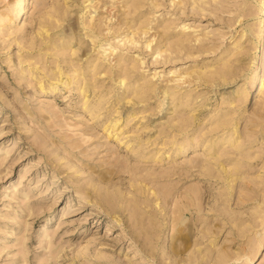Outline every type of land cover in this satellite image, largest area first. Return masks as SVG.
Masks as SVG:
<instances>
[{
	"label": "rangeland",
	"instance_id": "rangeland-1",
	"mask_svg": "<svg viewBox=\"0 0 264 264\" xmlns=\"http://www.w3.org/2000/svg\"><path fill=\"white\" fill-rule=\"evenodd\" d=\"M18 1L0 0V14L15 9ZM25 1L23 17L12 24L0 23V264H192L186 261L190 251L178 258L170 253L173 201L155 207V239L147 244L141 229L130 225L122 205L115 201L111 215L107 203L99 205L96 192L90 190L89 196L87 182H98L97 172L109 169L114 170L113 186L127 194L138 177L154 188L169 189L174 198L202 187L206 219L226 222L215 239H202L203 224H197L193 241L199 240L203 250L214 239V251L226 248L231 253H250L261 246L252 261L243 257L234 264H264V95L249 92L250 77L264 72V62L259 61L264 0L261 4V0H99L104 7L94 15L102 19V37H108L104 41L108 44L101 50L89 45L88 61L71 55L80 47L76 40L73 49L60 51L66 75H76V68L88 63L100 64L104 71L93 80L101 89L98 95L89 93L90 110L84 109L86 98L78 78L56 86L53 93L39 89L66 81V76L52 80L56 58L38 37L44 18L59 0ZM126 1L130 7L138 3L137 13L122 15L129 10L121 8ZM80 3L83 0H76L70 9L73 21ZM122 19H130L135 27H120ZM140 23L149 33L140 30L132 37ZM67 25L64 22L63 28ZM252 26L257 36L250 41L242 30ZM159 33L163 36L155 37ZM130 37L134 42L129 43ZM34 41L37 45H32ZM178 42L187 51L165 52ZM117 56L124 58V67L136 65L130 82L140 84L137 90L149 87L135 109L127 104L136 99L134 92L123 96V89L104 75L109 70L116 77L120 73ZM214 70L234 74L219 83L195 78ZM85 72L92 75L89 69ZM183 72L192 76L181 78ZM177 104L185 105L175 108ZM113 117L122 118L121 127L109 136L103 123ZM183 118L189 125L182 127ZM219 120L229 122V127L220 126ZM233 128L238 133L228 142ZM193 139L202 142L178 153L181 144ZM218 160L228 170L239 168L242 181L233 196L226 194L225 180L205 175L204 168ZM220 196L224 204L220 201L217 207ZM224 207L228 215H221ZM234 219L243 225V233ZM204 256L199 264H214V257L209 261Z\"/></svg>",
	"mask_w": 264,
	"mask_h": 264
},
{
	"label": "bare ground",
	"instance_id": "bare-ground-1",
	"mask_svg": "<svg viewBox=\"0 0 264 264\" xmlns=\"http://www.w3.org/2000/svg\"><path fill=\"white\" fill-rule=\"evenodd\" d=\"M263 0L260 1V4ZM25 0H19L16 4V8L13 7L6 10L2 14H0V23L1 24H7V23H14L16 20H18L20 17H23L25 15ZM41 2V0H39ZM43 2V1H42ZM64 2L63 5L61 3ZM76 0H59L58 6L53 7V10L51 12L47 13V19L44 18V24L41 26L40 31L38 33V37L40 38L41 44H48V49L51 51V54L56 58V65L52 68L53 76L52 80L59 82L61 81L62 77L66 76V81L62 83H51L49 86H39V89L43 91L44 93H53L58 85H69L73 82V79L78 78V83L81 84L80 92L81 94L86 98V106H84V109L90 110V106L88 105L89 101V93H94L95 95H98L100 93L99 89H101L100 86H97V84L94 83L93 80L97 78V76H100L104 73V71H101L100 64L94 65L93 63H88L86 67L82 68H76V75L69 76L66 75V72H64L63 68L60 66L61 62V50H64L66 48L73 49L71 46L72 41L76 40L78 45H80L79 48L72 51L71 55L74 56L78 54L79 60H82L86 57V61H88L91 57V50L89 49V45H92L94 49H103L104 43L107 42L109 39L108 37L103 35L102 30V19L98 18L99 16H95L97 10L102 9L104 6L99 4V0H83V3L78 4L80 5V9L77 11L76 20L73 21V19L70 18V9L75 5ZM89 2V3H88ZM88 3V4H87ZM128 1L124 3V5L121 7L123 9L129 8L128 12H123L122 15H130L133 13H137L138 10V3L133 2L132 7L128 5ZM40 4V3H39ZM87 4V5H86ZM60 5V6H59ZM113 5V4H112ZM259 5V4H258ZM250 6V7H249ZM250 13L249 15H253V9L255 8V5L251 3L249 5ZM119 8V9H121ZM198 9V7H193V10ZM89 14V16H87ZM249 15H245V17H251ZM68 21V25L63 28L64 22ZM107 26L108 23L105 22ZM120 27H128L129 30L133 29L135 26L130 25L131 20H124L122 19L120 21ZM145 23H140L138 29L131 32L132 37L139 35V31H142V34L147 35L149 32L145 31ZM129 25V26H128ZM264 26V25H263ZM62 28L60 31L58 29ZM70 31L71 33L67 32ZM116 31V30H115ZM264 32V29L261 30L260 38L262 37ZM242 36L246 35L248 40H253L255 36H257V29L252 27H247L246 29L242 30ZM130 35V34H129ZM162 34L159 33L156 34L155 37H160ZM166 35V34H165ZM163 36V35H162ZM130 37L129 43L134 42V39ZM259 37V35H258ZM155 40V39H154ZM153 40V41H154ZM152 41V42H153ZM37 41H34L32 45H37ZM59 43V45H57ZM69 45V46H68ZM234 48L238 47V45L233 44ZM242 47V46H240ZM113 46H110L109 49H112ZM104 49V53L109 50ZM171 51V53H174L176 55L181 54L183 51H187V46L183 42H178L177 44H171L169 48L166 49L165 52ZM163 52H158V54H162ZM172 58V57H171ZM78 60V61H79ZM124 58L121 56L116 57V65L120 69V73L117 72V77L113 75L114 71H107L104 75H107V77L114 80L115 84L120 88L123 89L122 95H126L128 91L134 92L136 95V99L133 98L130 101L128 100L127 104L132 103V107L135 109L138 103H141L143 101L142 94L146 93L149 90V87L145 85V88L142 91L137 90L140 86V84L134 85V83L130 82V78L133 76L131 75L132 71L134 69H137L136 65H133L132 68L128 65L127 67H124ZM261 63L264 62V46L261 52V59H259ZM257 66L259 63H255ZM88 67V68H87ZM89 69V71L92 73V75H86L85 70ZM29 71H33L34 68L30 66L28 68ZM77 72H80L77 74ZM234 74V71H221V70H214L210 72H204V73H197V76L195 77L196 80H199L201 83H213V82H223L226 81L229 76ZM191 74H186L185 72L181 73L180 77H190ZM252 82L249 86V92H259L260 95H264V72L263 75L256 74L254 77H250ZM136 89H134L133 88ZM165 95L167 92H163ZM170 96V95H169ZM127 98V97H126ZM125 98V99H126ZM166 100V98H164ZM177 98H174V101H176ZM121 99H118V102H121ZM185 104H177L175 105V108H178L179 106H184ZM127 106V105H126ZM124 107L125 112H129V107ZM91 111L93 115H96V109L94 107H91ZM120 111V110H118ZM117 111V112H118ZM100 115H97V118H99ZM178 119V118H177ZM193 119V122L196 123L195 118ZM122 122L121 117H113L106 120L104 124V128L106 132H108V135H112L117 129H120V123ZM218 124L220 126H224L225 128L229 127V122H222L221 120L218 121ZM189 125L188 120L185 118L182 119V127ZM173 129V128H172ZM238 133V129L233 128L232 133L228 136V142L233 141L235 135ZM200 140H192L191 143L187 144H181V148L178 149V153L185 152L188 148H191L192 146L196 147L200 144ZM188 146V147H187ZM214 147L216 144L213 145ZM129 147L133 148L132 144H129ZM147 159L149 157H146ZM152 158V157H150ZM194 161V160H193ZM221 167V168H220ZM205 175L209 176L211 178H217V179H223L227 183L226 188V194L233 196V191L238 187V184L242 181V178L238 176L239 174V168L236 167L233 169H226L224 168L223 164L218 160L217 163L214 165L208 166L204 168ZM121 171H117V174L119 175ZM97 180H91L87 182V192L90 195V190L97 193L99 196V205H101L102 202H105L109 205L110 210L107 212L108 214L114 215L116 210L114 207L115 201L119 205H122L123 211L127 212L129 217L130 225L136 229H141V232L143 235L146 236L147 244H149L150 241L154 240L155 238L152 237V235L156 234V223L155 218L152 216V213L154 212L155 207L156 208H162V205H166L174 202V214L176 215L171 223V228L173 229L174 233L171 236V254L174 258L183 257V255L187 254V252L190 251V254L186 261H189L192 264H199L200 258L202 253L205 255L204 257L207 258V260H211L212 257H214V253H216L214 257V264H234L235 262L240 261L243 257L246 258L247 262L252 261L254 258L257 257L258 251L261 250V246L254 249V252L250 253H243L241 250L231 253L229 249L222 248L214 251V239L215 237H218L221 233V224H225V222L217 223L215 221H209L204 216L205 209L202 205V201L204 199V194L202 191V187L192 188L188 190V192L185 193H179V195L172 196V193L169 189L163 190L160 188H154L150 186L146 180L142 177L133 178L131 181V184L129 186V194L124 193L121 190V187L113 186L112 180L114 175V170L109 169L107 171H101L97 172ZM116 175V174H115ZM117 175V176H118ZM101 184L104 186L102 187ZM115 185V184H114ZM129 195V197H128ZM150 196V197H149ZM172 196V197H171ZM153 197V198H151ZM220 201L224 204V198L223 196H220L217 201V207L220 206ZM122 203V204H121ZM111 208L113 210H111ZM151 208V209H149ZM223 211L221 215H228V211L226 208H223ZM157 215V214H156ZM188 215L192 216V218L196 217L197 220L195 223L188 222ZM195 215V216H194ZM235 215V214H234ZM114 220L119 223L118 217L115 216ZM218 221L221 220L220 217L217 219ZM148 221V222H147ZM235 227L238 228L240 232L243 233V225L236 222L234 219ZM233 223V224H234ZM197 224H203L202 229L200 231L202 239L204 238H213L210 243L206 244V247L202 250L199 248L201 245V242L198 240L193 241V237H195V231L194 226H197ZM246 232V231H244ZM242 235V234H240ZM258 252V253H257ZM257 253V254H256ZM202 264V263H201Z\"/></svg>",
	"mask_w": 264,
	"mask_h": 264
}]
</instances>
